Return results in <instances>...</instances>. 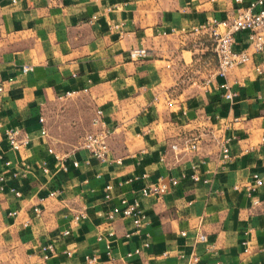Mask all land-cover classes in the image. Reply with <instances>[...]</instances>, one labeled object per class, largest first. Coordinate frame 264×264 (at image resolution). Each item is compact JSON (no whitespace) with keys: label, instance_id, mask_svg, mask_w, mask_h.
Here are the masks:
<instances>
[{"label":"crops","instance_id":"0c3cea01","mask_svg":"<svg viewBox=\"0 0 264 264\" xmlns=\"http://www.w3.org/2000/svg\"><path fill=\"white\" fill-rule=\"evenodd\" d=\"M250 1L0 0V264H187L191 253L195 264H264V49L248 47L245 62L211 75L209 39L192 30ZM235 46L246 47L245 31ZM96 108L112 127L106 161L55 143L94 128ZM50 113L57 134L44 122ZM6 126L20 127L26 144L11 149ZM190 133L199 134L194 150L182 148ZM221 134L230 136L223 163ZM193 170L206 180H191ZM180 172L165 193L141 199L138 231L127 217L103 216L146 181ZM197 230L205 241H194Z\"/></svg>","mask_w":264,"mask_h":264},{"label":"built area","instance_id":"2783aa9c","mask_svg":"<svg viewBox=\"0 0 264 264\" xmlns=\"http://www.w3.org/2000/svg\"><path fill=\"white\" fill-rule=\"evenodd\" d=\"M240 1V0H236ZM258 6L257 9H254L255 6ZM195 33L205 35L211 44L212 52L215 56V68L212 71L211 75H219L224 77L227 71L248 59L247 48L250 47L254 51H260L264 49V3L263 0H253L250 1L245 6H237L233 14L229 17L223 19L210 18L205 21L197 24L192 28ZM239 31H245V48H236V34ZM144 52L141 50L135 51L134 56H143ZM28 66H23V70L28 69ZM257 71H260L256 67ZM220 87L223 89V97L231 100L235 92L229 87L226 81L220 83ZM65 94H68L66 92ZM264 97V94H263ZM39 121L43 122V116H39ZM91 124L94 126L92 129H86L82 132L79 137L78 145L86 149L91 155L96 157L100 161H106L108 159L109 147H108V137L112 132V127L109 123L106 122L102 115L100 108H96L93 116L91 117ZM224 127H222L223 129ZM41 134H46L44 127L40 129ZM4 137L7 141L8 146L11 149H18L26 144L28 141L27 134L17 126H6L3 129ZM229 139L230 136L221 134L217 140V145L219 149V160L223 163L230 159L229 153ZM199 140L198 133L187 134L183 138L182 148L188 150H194L197 148V143ZM169 147L172 150H176L178 147L175 143H170ZM50 150V149H49ZM51 151V150H50ZM55 159L58 162V165L61 169H65V155L54 153ZM76 165V161H72ZM192 165V169H193ZM43 171H47L43 167ZM185 172H180L179 176L167 175L157 176L154 180L146 181L140 185L135 192V194L127 199L124 196H120L118 203L113 204L102 211L103 216L112 220L117 216L127 217L130 219L133 230L138 231L140 227L146 223V214L141 206V199L148 195L159 196L165 193L173 185H175L179 178L185 177ZM191 180L200 179L205 181V178H200L199 175L193 170L187 174ZM254 185L262 184V179L258 176L257 173H252ZM3 179V176L0 174V180ZM131 177H127V180H130ZM113 187L111 183H105L103 185V198L107 200L110 198V190ZM14 193L18 194V191L13 187L9 188ZM50 193H54V190ZM35 213L39 211L37 207H34ZM13 213V212H12ZM85 216L84 211H78L73 214L72 220L74 222L79 221ZM63 233H67V230H64ZM183 234V231L181 230ZM108 235L111 234V231L107 232ZM205 234L197 230L194 235V241H205ZM148 241L143 240L142 246H147ZM106 248L109 249L108 240H106ZM41 257L47 258L49 253L52 251V245L47 243L40 247ZM139 247L133 249L134 252H137ZM197 261V255L191 253L188 257L187 264H195Z\"/></svg>","mask_w":264,"mask_h":264},{"label":"rangeland","instance_id":"374dc122","mask_svg":"<svg viewBox=\"0 0 264 264\" xmlns=\"http://www.w3.org/2000/svg\"><path fill=\"white\" fill-rule=\"evenodd\" d=\"M67 98H75V95L70 94V95H67L65 97H62L61 99H67ZM57 120H58V118L54 117L51 113H50V116L44 120V122L47 121L48 124H50V130H52V132L55 134L59 133V131L61 130V127H60L61 125L58 124ZM59 122H61V121H59ZM77 132H78V130H75V135H74V131H73V134L70 133L69 131L65 132L62 134V136H64V137H62V140L56 141L55 143L60 144V146H62L63 149L67 148V147L72 148L74 145L78 144L79 137L82 134L83 129H82V131L79 130V132L78 133ZM69 135H74V139H68L67 137Z\"/></svg>","mask_w":264,"mask_h":264}]
</instances>
